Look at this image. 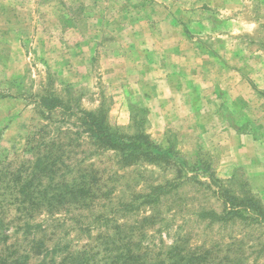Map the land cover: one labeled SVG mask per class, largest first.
I'll list each match as a JSON object with an SVG mask.
<instances>
[{
	"label": "rangeland",
	"instance_id": "rangeland-1",
	"mask_svg": "<svg viewBox=\"0 0 264 264\" xmlns=\"http://www.w3.org/2000/svg\"><path fill=\"white\" fill-rule=\"evenodd\" d=\"M50 97L62 102L53 111L42 107ZM80 111L126 139H150L171 159L120 163L88 136ZM43 139H59L66 152L50 177L72 180L76 164L99 173L113 217L142 254L178 243L190 264H264V225L199 218L232 207L225 191L264 208V0H0V193L15 194L0 249L12 260L29 251L27 264H59L64 253L44 250L87 241L71 215L49 224L16 210ZM185 176L195 179L159 208L120 207ZM42 221L43 230L16 232Z\"/></svg>",
	"mask_w": 264,
	"mask_h": 264
},
{
	"label": "trees",
	"instance_id": "trees-1",
	"mask_svg": "<svg viewBox=\"0 0 264 264\" xmlns=\"http://www.w3.org/2000/svg\"><path fill=\"white\" fill-rule=\"evenodd\" d=\"M42 99L45 101L42 107L48 108L50 111L55 110L62 104L61 100L56 97ZM81 114L82 121L88 129V136L97 146L105 149H113L118 152L120 155L118 161L120 163L126 164V166H132L144 162L157 164L161 163L162 160L171 159L167 155L159 153V147L153 144L150 139L140 136L126 139L113 132L106 125L104 118L100 117L101 115L98 116L84 111ZM79 134L81 135L82 133ZM50 141L53 143L48 145L45 139H43L37 148L36 159L30 169L32 174L31 179L27 180V183L31 182V187L26 190L25 184L18 190L20 204H18L19 208H16V210H22V214L26 215L42 213L50 219L48 221L49 224L61 222L62 219H58V217L66 218V215H71V220L78 226V230L85 232V239L87 241L82 244L77 242L78 247L76 249H73L75 247L73 244H67L63 248H60V244L57 243L50 249L44 250L46 252L45 257L51 255L53 259L58 254L64 253V257L59 264L191 263L192 260L189 253L185 248H182L183 246H179L178 243L166 247L167 249L155 248V250L150 249L142 254L139 251L142 246L141 241H136L134 237L127 236L124 233L123 224H119L117 218L113 217L114 213H116L114 212L115 208L110 207L112 206V201L107 191L102 192L103 185L99 181V173L96 171L89 170L85 167H77L78 164H76V166L73 165L72 167H76L78 170L76 172L79 173L73 176L72 180H69L64 174H60L56 178L50 177V174L55 172L64 163V155H66V152H64L65 147L59 139H51L48 142ZM46 146L54 148L53 151L49 150L48 154L43 153V149H46ZM118 161L117 163L119 164ZM55 179L60 180V186L58 188L51 187ZM194 179L195 177L185 176L182 180L168 181L165 184L154 186L149 192L133 195L128 203L120 207L122 210L133 209L139 203L138 205L157 208L170 198L178 196V194L181 195L182 188ZM212 179L217 184L228 182H221L215 176H212ZM37 182L44 184L42 189L41 185H36ZM195 184H197V181ZM14 195L8 189H4L0 193V197L2 198V205L0 206V245L3 244V246H5V242L8 239L5 232H7L9 221H5L2 215L8 211L7 207L10 208L7 199L11 201L15 197ZM223 195L224 202H226L224 204L227 206L228 202H230L232 204L231 208L225 206L226 212L223 215L218 214L214 210L205 209L200 212L199 218L203 220L208 219L212 224L221 223L224 220L251 218L256 223L264 225V208L256 198L249 196L240 204L236 197L231 196L230 192L225 191ZM72 204L75 207L72 206L71 209ZM109 208L110 211H107ZM85 211L88 213L85 214ZM149 219L155 221L156 218L149 217ZM44 222L34 224L24 222V227L16 229V232H22L23 236H27L34 230H43ZM100 228L103 232H100L96 236L92 235V230ZM6 250L7 253L5 254V250L0 249V264H27L26 260L29 262V257L26 256L29 255V251L19 254L20 256L18 255L17 258L12 260L11 252L7 248ZM50 261L46 264H55L54 260ZM38 264L44 263L41 261Z\"/></svg>",
	"mask_w": 264,
	"mask_h": 264
}]
</instances>
